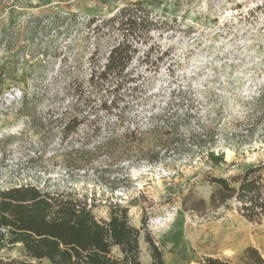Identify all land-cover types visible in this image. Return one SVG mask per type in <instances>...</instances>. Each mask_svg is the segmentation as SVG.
Masks as SVG:
<instances>
[{
  "label": "rangeland",
  "instance_id": "1",
  "mask_svg": "<svg viewBox=\"0 0 264 264\" xmlns=\"http://www.w3.org/2000/svg\"><path fill=\"white\" fill-rule=\"evenodd\" d=\"M137 1L149 0H0V68L7 74L0 81V189L29 185L68 194L86 201L98 220H108L113 207L126 208L131 225L164 252L165 264H198L206 257L247 264L249 248L264 258V221L247 220L235 200L212 206L209 182L264 162L259 138L225 147L228 165L216 169L200 165L196 154L108 165L86 154L82 145L94 142L85 138L86 128L61 142L57 125L74 114V90L90 72L89 58L97 49L102 59L114 43V37L92 35L88 21ZM163 2L169 12L155 14L164 25L138 47L129 68L139 79L138 97L151 95L129 98L130 112L143 123L171 102L175 110L186 105L184 94L199 108L222 104L228 116L244 118L243 103L264 85V0ZM100 116L105 128L111 117ZM140 250L141 262L151 264L143 240ZM22 254V245L3 252Z\"/></svg>",
  "mask_w": 264,
  "mask_h": 264
},
{
  "label": "trees",
  "instance_id": "2",
  "mask_svg": "<svg viewBox=\"0 0 264 264\" xmlns=\"http://www.w3.org/2000/svg\"><path fill=\"white\" fill-rule=\"evenodd\" d=\"M163 1L130 2L111 17L88 21L92 35L114 37V43L102 59L97 49L89 58L90 72L74 90V114L57 125L61 142L86 128L85 138L94 141L82 145L88 147L86 154L101 156L108 165L154 164L174 155L196 154L203 167L227 166L225 147L251 145L255 138L264 142V85L243 103L244 118L228 116L222 104L199 108L197 100L184 94L180 99L186 105L180 102L175 110L171 102L164 110L148 114L143 123L130 112L129 98L138 99L140 89L139 79L129 68L138 47L164 25L156 15L169 12ZM5 75L6 69L0 68V81ZM84 83L90 91L84 89ZM142 94L145 99L151 95ZM97 100L100 103L93 105ZM206 104L211 102L207 99ZM180 107L186 110L179 113ZM101 113L111 117L105 128ZM104 133L109 135L95 142ZM209 182L215 186L212 206L222 208L235 200L247 220L264 221V162L250 165L238 176H210ZM200 204L205 206L203 201ZM128 213L126 208L113 207L108 220H98L86 201L68 194H52L29 185L0 189V264H143L141 240L148 245L151 264H165L164 252L148 234L131 225ZM17 245L23 247L21 257L3 255ZM243 257L247 264H264L254 248L247 249ZM198 264L231 263L206 257Z\"/></svg>",
  "mask_w": 264,
  "mask_h": 264
}]
</instances>
